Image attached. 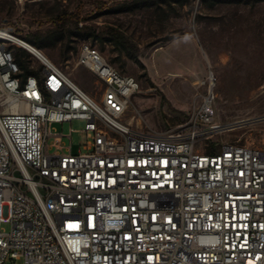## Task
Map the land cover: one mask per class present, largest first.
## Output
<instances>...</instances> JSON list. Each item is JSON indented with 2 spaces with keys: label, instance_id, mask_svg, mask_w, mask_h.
Here are the masks:
<instances>
[{
  "label": "built area",
  "instance_id": "1",
  "mask_svg": "<svg viewBox=\"0 0 264 264\" xmlns=\"http://www.w3.org/2000/svg\"><path fill=\"white\" fill-rule=\"evenodd\" d=\"M17 38L0 29V264H264V149L216 142L212 70L184 127L144 132L126 121L139 82L96 46L77 65L99 101L46 56L25 75ZM74 121L84 151L59 152L75 131L51 126Z\"/></svg>",
  "mask_w": 264,
  "mask_h": 264
},
{
  "label": "rangeland",
  "instance_id": "2",
  "mask_svg": "<svg viewBox=\"0 0 264 264\" xmlns=\"http://www.w3.org/2000/svg\"><path fill=\"white\" fill-rule=\"evenodd\" d=\"M0 29L27 43L42 41L45 47L29 44L99 101L102 85L77 65L81 46H96L120 73L139 82L126 121L144 132L184 127L202 101L198 82L212 70L216 122L228 127L216 142L264 149V0H0ZM112 31L132 42L133 54L109 41ZM18 48L39 66L27 49L12 46ZM85 124L51 126L65 136L75 131L59 152L70 146L74 155L84 151ZM2 229L10 232V224Z\"/></svg>",
  "mask_w": 264,
  "mask_h": 264
},
{
  "label": "trees",
  "instance_id": "3",
  "mask_svg": "<svg viewBox=\"0 0 264 264\" xmlns=\"http://www.w3.org/2000/svg\"><path fill=\"white\" fill-rule=\"evenodd\" d=\"M82 32H83L82 30H79V33H82ZM84 34L88 37L93 35V33H90V32H86ZM109 35L111 37L109 41H112L122 51H125L129 54H133V52L135 51L134 45L125 35L121 34L120 32H117V31H112L109 33ZM28 42L33 44V45H36V46L38 45L40 47H45L44 44L42 43V41H40V40H31L30 39V40H28ZM14 53L16 55L18 62L20 63L21 68L24 70L25 75H30V74L37 75L38 74V73L30 70L31 58L25 50L18 48V49L14 50ZM208 153L214 154V153H216V149L209 147Z\"/></svg>",
  "mask_w": 264,
  "mask_h": 264
},
{
  "label": "bare ground",
  "instance_id": "4",
  "mask_svg": "<svg viewBox=\"0 0 264 264\" xmlns=\"http://www.w3.org/2000/svg\"><path fill=\"white\" fill-rule=\"evenodd\" d=\"M14 42H15V44L19 45L20 47L27 49L29 52H31L35 56H38V57L44 56L45 57V54L43 52H41L39 49L33 47L29 43H27V42H25L19 38L15 39ZM233 126H236V125H233Z\"/></svg>",
  "mask_w": 264,
  "mask_h": 264
}]
</instances>
